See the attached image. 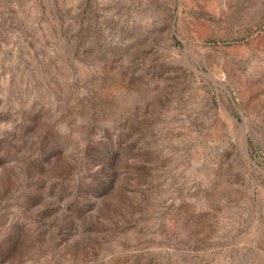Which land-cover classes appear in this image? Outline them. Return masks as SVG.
<instances>
[{
    "label": "rangeland",
    "instance_id": "1",
    "mask_svg": "<svg viewBox=\"0 0 264 264\" xmlns=\"http://www.w3.org/2000/svg\"><path fill=\"white\" fill-rule=\"evenodd\" d=\"M19 175L0 264H264V0H0Z\"/></svg>",
    "mask_w": 264,
    "mask_h": 264
},
{
    "label": "water",
    "instance_id": "2",
    "mask_svg": "<svg viewBox=\"0 0 264 264\" xmlns=\"http://www.w3.org/2000/svg\"><path fill=\"white\" fill-rule=\"evenodd\" d=\"M90 97H91L90 93L87 92L84 95L83 98H84V100H87V99L89 100ZM31 109L32 110H36V107L33 106ZM16 159H17V157H12L11 162H10L11 163L10 165L14 169L17 166V163H16L17 160ZM33 176L34 175H31L29 177H33ZM15 181L16 182L14 183V187H12V189L11 188L8 189V190L5 189V191L3 190V191L0 192V209H1V207H3V205L5 204V202H7V200L9 201L11 199L13 200V199L16 198L17 192H15V190H16V188H17V186H18L19 183H20V188L23 186V184L26 182V178H25V176L22 177V176L19 175V177ZM46 184H49V179L43 178V180H42V178L41 179L40 178H37V179L35 178L34 180L31 181V188L29 189V191H33V192L37 193V195H42L44 197L49 196V199L52 198L50 203L51 204L53 203V204L56 205L58 203V201H59V198L53 196L52 193H53L54 188H50L48 186H45ZM65 214H66L67 219H72V217L74 215L71 212H68V213H65ZM10 222H12V221H10ZM10 224H11L10 227L12 225H15V226H17L18 229H23L24 228L23 226L26 224V222H23L22 221V222H18L17 224L16 223L15 224L10 223ZM147 254L154 255L153 252H148Z\"/></svg>",
    "mask_w": 264,
    "mask_h": 264
}]
</instances>
